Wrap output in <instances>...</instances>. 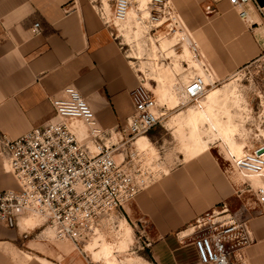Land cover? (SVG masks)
<instances>
[{"label": "crops", "instance_id": "0c3cea01", "mask_svg": "<svg viewBox=\"0 0 264 264\" xmlns=\"http://www.w3.org/2000/svg\"><path fill=\"white\" fill-rule=\"evenodd\" d=\"M194 1L210 21L192 22L186 17L193 30L215 29L222 15L228 14L229 0ZM257 2L264 4V0ZM247 8L252 22L242 20L237 10L229 15L257 35L264 26L259 25L255 9ZM181 14L188 13L181 8ZM35 22L41 23L40 34L32 31ZM121 45L92 0H0V133L17 138L55 118L51 98L69 85L80 91L103 128L124 127L134 110L131 91L141 83V75ZM208 151L164 173L125 206L130 219L147 220L154 239L150 250L124 251L125 256L138 253L144 264H202L194 237L184 236L190 231L187 226L235 191L230 177ZM18 187L0 154V191ZM28 215L9 225L0 224V264L98 262L83 257L80 249L68 252L59 243L47 241L43 223L32 226ZM251 229L256 242L245 250V259L248 264H264V214L252 221ZM116 253L119 257L122 251ZM119 259L123 264L127 261Z\"/></svg>", "mask_w": 264, "mask_h": 264}, {"label": "built area", "instance_id": "2783aa9c", "mask_svg": "<svg viewBox=\"0 0 264 264\" xmlns=\"http://www.w3.org/2000/svg\"><path fill=\"white\" fill-rule=\"evenodd\" d=\"M239 17L248 22L252 6L264 22V4L257 0H229ZM169 0H151L152 24L164 16ZM130 0H116L114 13L124 16ZM98 12L107 26L110 20L103 5ZM170 13V11H168ZM166 16V15H165ZM253 22L251 26H255ZM34 34L42 32L40 22L32 26ZM207 84L196 76L188 87L189 97L198 100L206 92ZM134 110L120 129V141L107 144L108 133L98 122L89 103L72 86L51 98L55 118L35 127L17 138L0 133V154L7 170L16 178L19 187L0 191V224L27 214L41 216L47 227L54 231L56 240L72 242L84 252V242L96 236L99 229L115 228L126 216V204L132 202L144 189L146 180L129 152L134 140L161 124L164 112L154 93L144 83L131 91ZM79 119L89 128L87 140H81L71 121ZM121 146L122 159L117 151ZM263 149L261 153H258ZM120 154V152H119ZM237 167L245 173L259 174L264 170V142L237 160ZM250 190L255 203L264 211V185ZM225 205V206H224ZM193 225V243L202 264H248L243 249L251 243L252 232L247 219L230 212L227 203L220 210L212 208L198 217ZM145 241L137 250L150 247Z\"/></svg>", "mask_w": 264, "mask_h": 264}, {"label": "rangeland", "instance_id": "374dc122", "mask_svg": "<svg viewBox=\"0 0 264 264\" xmlns=\"http://www.w3.org/2000/svg\"><path fill=\"white\" fill-rule=\"evenodd\" d=\"M105 1L109 4L107 5ZM92 2L97 10L101 5L104 6L107 19L110 20V29L114 32L119 42H121V46L129 57L132 66L138 70V67L143 65L146 71L142 70L143 73L138 71L141 75V82L154 93L159 110L166 112L164 118L161 120V124L146 133L150 138L151 145L149 144L144 149H139L136 143L134 147L132 145L128 147L129 152H133L135 151L133 148H137V151H135L136 161L141 165L143 170L142 177L146 180L142 191L154 185L164 173L179 166L182 162L188 161V157L183 150L182 139L175 132L176 128L172 121L178 113L188 111L190 107L196 105L198 100L189 99L187 96L188 101L186 103L180 102L178 106L170 108L168 104L160 101L158 93L154 89L158 85L159 77L171 78L172 81L176 82L177 78L180 81L178 86H183L195 74H200V72L205 73L204 68H200L183 56V41L179 42L177 38L178 31L186 29V36L200 43L199 54H196L198 62L202 65V60H205L206 67L209 64L217 74V78L212 79L208 83V90L204 95L206 96L213 87L223 86L231 82L229 88L231 91L234 121L238 125L237 137L243 139L246 149L264 142V30H260L255 35L254 31L249 30L245 23L233 16L230 17V11L236 13V8L230 2L226 6L228 14L222 15L223 20H218L222 24H217L218 27L216 25L215 29L207 31H196L193 30L191 25L189 26L187 18L192 22L210 21L201 13L199 5L194 0H169V7L163 10L165 12L163 15H166V19L161 24H152L149 9L147 8L148 5L146 8H138V14L136 12L137 15L130 20V25H126L124 22H117L114 19L116 0H92ZM181 8L186 9L188 14H184L185 16L181 14ZM258 22H260L259 25L264 26V22L259 15ZM257 38H259L261 44H258ZM189 46L192 48L190 41ZM138 51L142 52V58L134 57L136 55L135 52ZM156 62L158 63V67L156 66ZM172 69L174 73H172ZM71 122H73L71 126L74 129H76L77 125L81 133L86 136V127L88 129V126L82 121L74 122L72 120ZM104 129L108 132L105 138L107 144H113L122 139L121 128ZM210 145L209 149L211 151H208V153L217 158L225 173L235 185L234 194L214 208L220 210L221 206L227 203L230 212L237 213L242 218L248 220L252 232V221L262 216L264 211L260 210L255 203L254 193L250 190V185H248L250 182L248 180L245 182V179L234 169V161L225 142L220 138H216L213 142H210ZM119 152L122 151H117V158L121 160L122 154H119ZM251 182L254 185L258 183L252 179ZM28 217L30 218L29 224L32 226L43 223L42 230H44L43 232L47 241L51 240L53 243H59L62 249L68 252L75 250L76 247L72 242L56 240L53 231L45 225L44 219L36 217L33 214L28 215ZM125 218L128 219L133 228L129 226ZM121 219L123 220L119 219L121 223L118 229L117 227H115L116 229H104V235L100 234L84 242L81 246L84 252L81 255L83 257L87 256L93 262L94 259L97 260L98 262H94V264H102L103 261H106L105 255L102 251H98L100 248L95 247L101 245L102 241H105L112 244L113 254L110 257L117 264H123L124 261L121 262L119 258L125 259L124 257L136 258V261L125 259L127 260L125 264H144L142 260L143 256L138 255V253L125 256L124 251L127 253L137 250V246H141L145 241H150L152 244L150 247L142 250H150L154 243V239L151 237L153 229L149 227V223L143 218L140 220L130 219L126 214ZM191 227L193 225L188 224L187 228ZM191 230L187 231V233L193 231ZM189 236L194 237V235ZM98 237H100L101 242L97 241ZM255 242L252 232L251 243L243 249L244 255L246 254L245 250L252 244H255ZM91 248L95 250H91ZM117 250L119 252L122 251L119 257L118 253H116Z\"/></svg>", "mask_w": 264, "mask_h": 264}, {"label": "bare ground", "instance_id": "6f19581e", "mask_svg": "<svg viewBox=\"0 0 264 264\" xmlns=\"http://www.w3.org/2000/svg\"><path fill=\"white\" fill-rule=\"evenodd\" d=\"M105 2L107 5L109 4L107 1ZM146 7L149 9V16L151 20V16L153 14L151 0H130V6L127 8L126 14L124 16H118L114 13V19L117 22H120V23L124 22V24L130 25V20L135 15L138 14L137 9L146 8ZM165 19H166V16H162L158 20L159 22L157 23L161 24L163 23ZM183 30L178 31L177 33V38L179 42L183 41L182 43L183 56L186 57L191 62H193L195 65H198L200 68H204L205 73L203 74L202 72H200V74H195L194 76H192V78L189 81L183 84V88H182V85L178 86L180 81L177 78H176L177 80L176 82V81H172L171 78L167 79L164 77H159L158 85L154 87V89L158 93V97L160 98V101L164 104H168L170 108H174L178 106L180 102L186 103L188 101L187 99L188 98L190 99L189 94H188V87L191 85L193 79L197 75L201 76L205 80L207 86H208V83L212 81V79L216 78V75L214 71H212L211 68L209 67V64L207 65L208 67H206L204 63L205 60H202L203 61L202 65L198 62V59H197L198 57L196 54H199L198 53L199 44L197 43L195 39L191 40L190 38H188L185 33L186 29L184 31ZM189 41L191 42L192 48L189 46ZM135 54L136 55H134V57L142 58L141 51L135 52ZM156 66L158 67L157 62H156ZM138 70L139 72H142V70L146 72L143 65H140V67H138ZM171 71L172 73H174L173 69ZM230 84L231 82H228L224 84L223 86H219V87L217 86V87L211 88L209 92L207 93V95L206 96L204 95L205 97L203 96V98H198V103L196 105H194L193 107H190L188 111L178 113L176 117L174 118V120L172 121V123L176 128L175 132L182 139L183 150L186 153L188 158L198 155L200 153H203L206 150H209L211 146L210 142H213L216 138L222 139L225 142V144L228 146L231 152V158L234 161V169L236 170V172L243 179H245V182L248 180L250 184L256 188V187L264 185V170L259 174H254V173H248V172L245 173L237 167V160L243 157L247 151L252 150L254 146L246 149V144H244L243 139L237 137L238 125L234 121V112H233L232 105H231V95H230L231 91L229 88ZM207 90L208 88L206 87V92ZM163 112L164 114L166 113L165 111ZM74 120L81 122V120L79 119H74ZM72 123L73 122H71V125ZM75 130L78 134V137L81 140H87L89 136V131H88L89 128L87 129L86 127L87 134L86 136L83 135L84 137L81 136L82 133L80 129L77 127V125H76ZM139 136L140 137L137 136L138 139L136 138L132 145H134V143L136 142L139 149H144L147 146H149L151 141L148 138V136L146 134H142V135L140 134ZM123 149H125L124 146H121L120 151H122ZM120 153L122 154V152ZM251 179L258 183L254 185L251 182ZM130 203L131 202H129L128 204ZM128 204H126V206ZM258 208L260 209L259 206ZM35 216L42 218L41 216H37V215ZM122 220L123 219H121V221ZM121 221L117 225V229L119 228ZM49 229L52 230L51 228ZM190 229L193 230V227L189 228V230ZM103 233H104V230L99 229V232L96 236L103 234ZM53 234H54V231H53ZM189 234H191V232H188V233L185 232L184 236L189 235ZM96 236H93L92 238H95ZM99 238L100 237L97 238V241H100ZM95 248H100V250L98 251H102L104 253L105 258H106L105 259L106 261L104 262V264H117L116 261L110 257V255L113 254L111 243L102 241L101 245H98ZM91 250H95V249L91 248Z\"/></svg>", "mask_w": 264, "mask_h": 264}, {"label": "water", "instance_id": "95a60500", "mask_svg": "<svg viewBox=\"0 0 264 264\" xmlns=\"http://www.w3.org/2000/svg\"><path fill=\"white\" fill-rule=\"evenodd\" d=\"M263 151V149H260L259 151H258V153H261Z\"/></svg>", "mask_w": 264, "mask_h": 264}]
</instances>
